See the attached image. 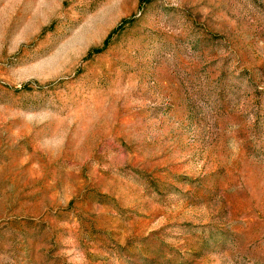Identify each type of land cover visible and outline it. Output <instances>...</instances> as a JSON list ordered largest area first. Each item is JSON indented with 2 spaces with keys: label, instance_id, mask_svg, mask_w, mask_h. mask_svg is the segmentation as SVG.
<instances>
[{
  "label": "rangeland",
  "instance_id": "1",
  "mask_svg": "<svg viewBox=\"0 0 264 264\" xmlns=\"http://www.w3.org/2000/svg\"><path fill=\"white\" fill-rule=\"evenodd\" d=\"M0 264H264V0H0Z\"/></svg>",
  "mask_w": 264,
  "mask_h": 264
}]
</instances>
